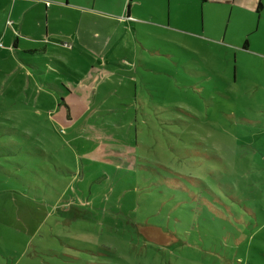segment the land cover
I'll return each instance as SVG.
<instances>
[{
    "label": "rangeland",
    "instance_id": "1",
    "mask_svg": "<svg viewBox=\"0 0 264 264\" xmlns=\"http://www.w3.org/2000/svg\"><path fill=\"white\" fill-rule=\"evenodd\" d=\"M75 2L114 33L91 57L64 46L65 59L117 76L67 98L51 60L21 77L0 57V264H264V35L237 7L134 0L127 20L128 0ZM36 7L43 32L48 13L61 15L53 33L89 23L77 7ZM63 100L87 107L70 127Z\"/></svg>",
    "mask_w": 264,
    "mask_h": 264
},
{
    "label": "crops",
    "instance_id": "2",
    "mask_svg": "<svg viewBox=\"0 0 264 264\" xmlns=\"http://www.w3.org/2000/svg\"><path fill=\"white\" fill-rule=\"evenodd\" d=\"M6 1L0 0V21L5 24L4 31L2 35H0V40L4 43V45L6 44V46L10 47L12 50H10L7 54L6 52H0V57H4L5 55H13V59L15 61V71H17V73H19L21 77H25L26 74L31 75V71L33 69L41 70L38 63L39 55L47 60H51L45 64L46 70H56V78L58 80H56L55 83H57V85L62 88L61 92H63L67 96V98H91L93 96L92 87L95 88L94 96H96L98 95V92H100V88L103 87V85L108 84L111 79L117 76V74L114 73L113 68L109 67L110 63L106 64L105 66H102L99 63H91L90 66L81 71L80 69H77L70 65L71 62L65 59L66 53L63 52L66 51L65 47L68 46L73 51V53L76 52L75 50H82L86 55L91 57L93 54L89 51V49H87V46L93 45L96 41H101L102 45L104 44L103 39H110V36L114 33V30L110 32L112 30L111 28L109 32L107 31L105 24L97 18L100 17L99 11H94V9H92L91 11L86 8L83 9L76 4L75 0H55L53 1V4L50 0ZM94 1L95 2L92 7L96 8L97 0ZM123 1L125 6V0ZM196 1L202 4V9H204V7L208 5V3H213L218 7L228 8V14L230 16L233 14L234 8L237 7L238 22L240 24L247 23V26L244 27L245 32H248L249 34L260 33L261 36L264 35V28L261 25L262 21L264 20V0ZM133 2L134 0H128L125 17L127 20H136V17L131 14L132 10L130 4ZM138 4L140 5L139 2H137L136 5ZM36 5H40L42 7L44 6L45 11L49 12L53 9H56V7H77L82 12V15H84L85 13L89 15L87 16L89 19V23L87 27L83 29L82 18L78 22L76 29H74L73 31H70L66 34L53 33L50 31L49 23L53 18V26H55L56 20H58L61 15H50V13H48L46 15V19L48 21L47 30L43 32L40 28L42 17H36L33 14V11L38 8L36 7ZM61 19L64 20L65 17H62ZM7 20H11L12 23L10 22V24L13 25V30L9 27H6ZM252 44H257V42L248 40L244 43V46L242 48L248 50L251 48ZM38 45L43 46L38 48ZM59 47H61L62 50L59 49ZM257 48L258 51L256 54L262 55V57H264L263 44H259ZM99 54L102 55V52ZM54 64H58L62 68L67 69L68 73L62 72V74L66 77H69L70 79L62 75L59 76L58 74H61V72L58 69H54ZM121 77L124 78V76ZM53 90L55 91L54 93L50 94L49 92H47V94L55 98L58 90ZM61 97L64 98L63 95ZM65 103L66 102L63 100L62 103L58 104L59 114L56 118L65 127H70L73 122V118L82 117V115L87 110V107H85L78 113V109H76L75 112L72 113L69 106H67ZM63 105H65L68 109L67 112L62 108ZM64 113L65 116L63 115ZM262 212H264V209L262 210ZM261 245L264 246V244L262 243ZM255 251L259 252L256 248Z\"/></svg>",
    "mask_w": 264,
    "mask_h": 264
},
{
    "label": "built area",
    "instance_id": "3",
    "mask_svg": "<svg viewBox=\"0 0 264 264\" xmlns=\"http://www.w3.org/2000/svg\"><path fill=\"white\" fill-rule=\"evenodd\" d=\"M3 47V44L0 42V48Z\"/></svg>",
    "mask_w": 264,
    "mask_h": 264
},
{
    "label": "trees",
    "instance_id": "4",
    "mask_svg": "<svg viewBox=\"0 0 264 264\" xmlns=\"http://www.w3.org/2000/svg\"><path fill=\"white\" fill-rule=\"evenodd\" d=\"M130 1H131V0H130ZM260 6H261V5H260ZM260 6H259V7H260Z\"/></svg>",
    "mask_w": 264,
    "mask_h": 264
}]
</instances>
